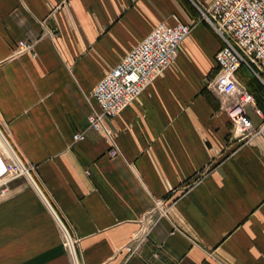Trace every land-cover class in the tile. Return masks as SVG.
I'll list each match as a JSON object with an SVG mask.
<instances>
[{"label": "crops", "instance_id": "0c3cea01", "mask_svg": "<svg viewBox=\"0 0 264 264\" xmlns=\"http://www.w3.org/2000/svg\"><path fill=\"white\" fill-rule=\"evenodd\" d=\"M213 1L0 0V129L78 264H264V137L238 140L210 84L223 43L200 9ZM178 22L192 31L176 59L90 129L98 82ZM21 39L35 56L14 54ZM0 264H75L26 175L0 190Z\"/></svg>", "mask_w": 264, "mask_h": 264}, {"label": "built area", "instance_id": "2783aa9c", "mask_svg": "<svg viewBox=\"0 0 264 264\" xmlns=\"http://www.w3.org/2000/svg\"><path fill=\"white\" fill-rule=\"evenodd\" d=\"M200 10L202 19L214 29L223 43L215 54L216 73L210 84L216 91L229 97L231 102L227 113L238 140L244 142L257 136L264 137V111L258 105L255 94L243 87L237 76L239 69L246 67L264 84V0H214ZM191 31L192 27L182 22L172 26L162 23L128 52L93 89L92 97L97 108L88 114L89 128L101 131L105 127V120L116 118L136 100L176 59L180 44ZM25 52L35 56V43L21 39L14 54ZM248 106L263 119L260 126H255L249 117ZM84 138L85 132L74 135L75 141ZM109 155L116 157L117 151L111 149ZM23 175L24 170L0 138L1 192L7 191L11 180Z\"/></svg>", "mask_w": 264, "mask_h": 264}, {"label": "water", "instance_id": "95a60500", "mask_svg": "<svg viewBox=\"0 0 264 264\" xmlns=\"http://www.w3.org/2000/svg\"><path fill=\"white\" fill-rule=\"evenodd\" d=\"M0 137L3 140V142L5 143V145L7 146V148L9 149V151L12 154V156L14 157V159L18 162V164L24 170L25 175L30 180V182L33 184L34 188L41 195L42 199L44 200V202L46 203V205L48 206V208L51 210L52 214L56 218V220L59 223L60 227L64 231V233H65V235L67 237V240L69 242V246H70V249H71V252H72V255H73L75 264H78L77 257H76V253H75V249H74V245L72 243L71 237H70L69 233L67 232L64 224L62 223V221L60 220V218L58 217V215L56 214V212L54 211V209L52 208V206L50 205V203L48 202V200L44 196V194L41 192V190L38 187V185L36 184L35 180L33 179V177L31 176V174L29 173V171L27 170V168L23 164L22 160L20 159V157L18 156V154L16 153V151L13 149V147L11 146V144L9 143V141L7 140V138L5 137V135L3 134V132L1 131V129H0Z\"/></svg>", "mask_w": 264, "mask_h": 264}, {"label": "trees", "instance_id": "16d2710c", "mask_svg": "<svg viewBox=\"0 0 264 264\" xmlns=\"http://www.w3.org/2000/svg\"><path fill=\"white\" fill-rule=\"evenodd\" d=\"M241 68H243V67H241ZM241 78H242V82L246 86L252 87L253 91H251V92H253L255 94L256 98H257V93L261 92L264 94V84L254 74H249V73L246 74L245 73L244 75H242ZM258 99H257V101H259ZM259 103L263 107L262 102L259 101L258 104Z\"/></svg>", "mask_w": 264, "mask_h": 264}, {"label": "rangeland", "instance_id": "374dc122", "mask_svg": "<svg viewBox=\"0 0 264 264\" xmlns=\"http://www.w3.org/2000/svg\"><path fill=\"white\" fill-rule=\"evenodd\" d=\"M215 73H216V69H215V71H213V72L211 73V75H212L211 79L213 78V76L215 75ZM249 88H251V87H249Z\"/></svg>", "mask_w": 264, "mask_h": 264}, {"label": "bare ground", "instance_id": "6f19581e", "mask_svg": "<svg viewBox=\"0 0 264 264\" xmlns=\"http://www.w3.org/2000/svg\"><path fill=\"white\" fill-rule=\"evenodd\" d=\"M252 74V73H251Z\"/></svg>", "mask_w": 264, "mask_h": 264}]
</instances>
